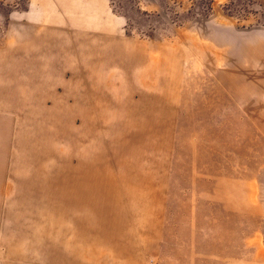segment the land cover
Returning <instances> with one entry per match:
<instances>
[{
  "label": "rangeland",
  "instance_id": "rangeland-1",
  "mask_svg": "<svg viewBox=\"0 0 264 264\" xmlns=\"http://www.w3.org/2000/svg\"><path fill=\"white\" fill-rule=\"evenodd\" d=\"M261 124L264 0H0V264H264Z\"/></svg>",
  "mask_w": 264,
  "mask_h": 264
},
{
  "label": "crops",
  "instance_id": "crops-1",
  "mask_svg": "<svg viewBox=\"0 0 264 264\" xmlns=\"http://www.w3.org/2000/svg\"><path fill=\"white\" fill-rule=\"evenodd\" d=\"M259 129L261 131H264V126L263 124L259 125ZM0 137L3 138V134H2V131H0ZM0 138V142H1V146H0V158L3 159L4 158V147L2 146L3 143H2V139Z\"/></svg>",
  "mask_w": 264,
  "mask_h": 264
}]
</instances>
